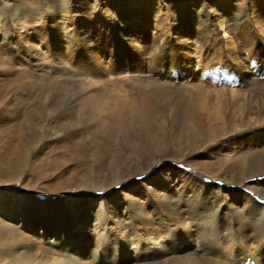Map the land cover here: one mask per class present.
Returning <instances> with one entry per match:
<instances>
[{"label":"rangeland","instance_id":"rangeland-1","mask_svg":"<svg viewBox=\"0 0 264 264\" xmlns=\"http://www.w3.org/2000/svg\"><path fill=\"white\" fill-rule=\"evenodd\" d=\"M218 1L227 0H0V194L18 212L0 213V264H159L153 245H144L146 233L126 231L128 220L141 222L144 214L155 226L165 217L161 212L171 214L175 206L196 227L187 213L194 189L181 184L187 172L209 186L203 199L218 211L221 232L235 219L237 227L248 226L246 244L253 245L255 231L264 230V139L248 143L235 135L237 126L247 129L245 104L258 105L264 75L232 77L236 62L244 68L248 52L264 49L258 44L248 51L244 42L260 33L264 43V0H228L227 10ZM22 10L38 18L15 22ZM207 11L233 25L234 44L217 40ZM237 17L242 27L234 24ZM125 23L132 26L128 33ZM88 27L95 30L81 38ZM227 52L237 56L229 59ZM263 54L255 65L264 63ZM135 55L138 63H128ZM167 62L183 74L155 70ZM221 63L233 67L226 82L211 67ZM222 145L228 150L220 152ZM257 158L259 164L244 168L245 159ZM163 174L172 179L168 188L155 186ZM230 176L239 185L228 183ZM234 191L244 199H235ZM72 204L88 222L83 237L72 228L68 236L58 234L64 225L58 214L72 215ZM112 217L125 224L130 245L115 243L118 232L96 234ZM169 223L179 235V225ZM160 238L168 255L177 253V237L162 231ZM202 239L196 236L187 249L211 258L214 250ZM100 248L101 256L93 252Z\"/></svg>","mask_w":264,"mask_h":264},{"label":"bare ground","instance_id":"bare-ground-1","mask_svg":"<svg viewBox=\"0 0 264 264\" xmlns=\"http://www.w3.org/2000/svg\"><path fill=\"white\" fill-rule=\"evenodd\" d=\"M85 2V0H82ZM220 3V5H223V9L227 10L231 8V4L230 1H218ZM222 7V6H221ZM203 9V8H200ZM206 10V9H205ZM30 10H26L23 11L22 10V14L17 15L12 17V19H14L15 22L19 21L21 18H29V19H37L36 18V14H34L35 12L30 13ZM230 11V10H229ZM222 12V11H221ZM37 13V12H36ZM206 14V12H204ZM50 14V13H49ZM207 14L210 16V23L211 21L215 23L216 28H217V34H218V41H223V42H227V45L230 44H234L236 42V36L234 35V30L235 28L233 27V25L228 24V21L226 22V18H224L222 14H220V12H215L213 14H211L209 11H207ZM51 15V14H50ZM207 16V15H206ZM212 18V20H211ZM33 21V20H32ZM20 22V21H19ZM234 24L237 26L242 27L243 24H241L240 18L237 17V19L234 20ZM126 24V23H125ZM129 26V27H127ZM144 27V25H143ZM143 27H139L138 30H145ZM255 27V25H254ZM179 28H183L182 25L179 26ZM246 28V27H245ZM250 29L254 30L252 26H249ZM257 28V27H256ZM82 29H84L82 27ZM122 29V27H121ZM132 29V26L130 25V23L126 24V27L124 29V32L128 33L130 30ZM95 29L88 27L86 28V33L83 32V34L81 35V38L83 39H87L88 36L91 34H88L89 32H93ZM182 30V29H181ZM120 31V30H119ZM174 32H177L178 29H174ZM187 30H184V33L186 34ZM204 31V30H203ZM255 31V30H254ZM123 32V31H122ZM141 32V31H140ZM146 31H142V33ZM258 32V31H257ZM119 34V33H118ZM184 34V35H185ZM258 34V33H256ZM143 35V34H142ZM145 35V34H144ZM166 35V34H165ZM255 37L253 38V36H249L247 37L244 42L245 45L248 48V51L252 50V46H260L263 45L264 43H262L261 39V35L260 33L258 35H254ZM118 37H122L121 34L116 35L113 39H110V44H114V42L111 43V40L115 41L116 38L118 39ZM264 37V35L262 36ZM127 38V37H126ZM164 37L161 36L160 38V42H167L168 39H164ZM120 39V38H119ZM212 40V39H211ZM151 45H155V42H150ZM157 43V42H156ZM76 44V43H75ZM73 44V45H75ZM166 44V43H165ZM211 44V43H210ZM214 44V43H213ZM257 44V45H256ZM260 44V45H258ZM122 45V44H121ZM225 46V45H224ZM262 46V48H263ZM160 47V46H159ZM232 47V46H231ZM230 47V49H231ZM155 48V46H154ZM228 49V47L226 48V50ZM239 51V50H238ZM262 52H264V49H254L253 52H248L249 53V59L247 60L249 63L246 64V66L243 68L244 64L242 62H236V71H235V75L236 77L234 78V73H233V79L237 80V81H248V79H250V77L252 75H254V71L255 73H260L262 75H264V63H261L259 66L255 65V61L254 59L258 58V53L261 54ZM231 53V52H230ZM121 54V53H120ZM160 56V55H159ZM227 56L229 57V59H233L236 55V53H231L228 54L227 52ZM264 56V54L262 55ZM261 56V57H262ZM226 57V56H225ZM126 60V59H125ZM127 61V60H126ZM129 61V62H128ZM128 63H138V56H134V58H131L130 60H128ZM254 61V62H253ZM152 62V61H151ZM123 63V62H122ZM125 63V62H124ZM123 63V64H124ZM148 63V62H147ZM241 63V65L239 66V64ZM142 64V63H140ZM144 64V63H143ZM234 64V63H233ZM147 65V64H146ZM149 65V64H148ZM147 65V66H148ZM172 64L169 65L168 62L167 63H160L159 66L158 64L155 67V70L161 74V75H165L167 74L169 77H171L170 75H172L173 77L179 75V74H183V72H180L179 69L177 71H174L172 69ZM212 67L213 73L214 75H218L221 77V81L225 80L228 81L230 79V77L228 76V73H232L233 72V67L230 68L227 64H219L216 65V67ZM225 67V69H224ZM179 68V66H178ZM216 68V69H215ZM243 68V69H242ZM180 76V75H179ZM210 76V75H209ZM207 77V76H206ZM186 80V79H185ZM256 80V79H255ZM258 80V79H257ZM250 81V80H249ZM205 82V81H204ZM255 82V81H254ZM257 82H260L257 81ZM211 83V82H210ZM243 83V82H242ZM253 83V82H252ZM256 83V82H255ZM204 84V83H202ZM233 84V83H232ZM241 84V83H240ZM214 85V84H213ZM247 85V84H246ZM210 86V85H209ZM200 87V86H199ZM204 91V90H203ZM220 93V92H219ZM260 94V93H259ZM250 96V95H249ZM255 96V94H254ZM223 97V96H222ZM234 97V96H233ZM257 102L258 105L254 106L252 103V100H247V103L245 104V108L241 117V122L246 123L247 125V129L241 130V128H239L240 126H237L238 128H236V130H238V133L235 135V137H240L239 141H243L245 139L249 140L248 143H252V141H256L259 142L261 140L264 139V123L261 122V116L264 114V92L259 95ZM224 99V98H223ZM222 100V99H221ZM256 100V99H255ZM229 101V100H228ZM232 101V99H231ZM216 102V101H215ZM253 106H252V105ZM222 105V104H221ZM238 106V105H237ZM216 107V106H215ZM223 108V107H222ZM242 108V109H243ZM252 109L254 111H252ZM251 111V113H250ZM221 113V112H220ZM253 114V115H252ZM249 115H251V123H250V119L248 118ZM248 127H250V130H248ZM261 143V142H260ZM240 143H238L239 145ZM264 144V143H263ZM260 145V144H259ZM258 145V146H259ZM264 147V146H263ZM255 149V148H254ZM262 149V147H261ZM228 150V147L225 145H222L219 149V151H225ZM263 151V150H261ZM261 154V152L259 153ZM264 155V154H263ZM261 156V155H260ZM246 160V159H245ZM244 160V168L249 169V166H253L254 164H259V160L257 159H251L249 162H245ZM261 160V159H260ZM163 161V160H162ZM258 161V162H257ZM257 162V163H256ZM159 163V162H158ZM262 166V164H261ZM257 168V167H256ZM255 168V169H256ZM174 169V168H173ZM253 169V168H252ZM258 170V169H257ZM253 172V171H251ZM155 173V172H154ZM264 173V172H261ZM183 174V173H182ZM164 175V174H163ZM161 176L160 178V182L159 183H155V186L157 184H160L161 187L163 188H168L170 186V184L172 183V179H170L169 177ZM247 175V174H246ZM183 178L181 184H183L184 186L186 185L190 190H193V193L191 194V197L189 199H187V201L189 202L188 206V212L190 214V216H193L194 218H196V222H195V226L191 227L189 226V223L183 219L182 216L178 215L176 213V211H178L176 209L175 206H173V212L171 214H168L169 212L165 213V212H161V214L165 217H163L162 220H157L158 225H151L152 220L149 218H146L143 214V220L141 222H139V219L137 220H128V222L130 223L131 221V225L129 224L128 227H126V231L131 230V229H135L136 232L139 233V235L146 233L145 236L148 237L149 240H147L148 242H145L144 245H150L156 249L155 253L160 254V256H156V260H158V262L161 260V263L159 264H264V230L263 228L260 230H256L255 234L253 235V237L251 238L253 241V245H249L248 243L246 244V241L248 239H250L247 236V229L243 226L237 227V221L235 219H230L232 220L228 226V230L224 233L221 232V230L218 228L217 224H216V219L219 220L217 218L218 216V211L214 210L213 207L207 206L206 203V198L205 200L203 199L205 197V194L209 191V186L207 187V185L205 184H201L200 182L197 181V179L193 176V174L191 173H186L184 175L181 176ZM242 178V177H241ZM14 180V179H12ZM237 178L234 177H227V182L228 183H234V184H238L236 182ZM4 181L0 182V184H3ZM175 182V181H174ZM102 184V183H101ZM178 184V183H177ZM258 184V183H257ZM260 184V183H259ZM254 185V184H253ZM95 186V185H94ZM255 186V185H254ZM260 186V185H259ZM253 187V186H252ZM258 187V186H257ZM256 188V187H255ZM154 189V188H153ZM184 191V190H183ZM257 191V190H256ZM262 191V190H261ZM258 192V191H257ZM167 193V192H166ZM233 193V197L235 199H242L244 196L242 195V193L240 191H234ZM259 193V192H258ZM264 191L261 192V194H263ZM151 194L154 195V193L151 191ZM169 195V194H168ZM155 196H161L160 192L159 194H156ZM166 196V195H164ZM172 196V195H171ZM170 196V197H171ZM207 196V195H206ZM168 198V197H167ZM162 201L164 202L163 197L161 196ZM244 199V198H243ZM246 199V198H245ZM18 197H16L15 199V203L19 202L18 201ZM170 200V198H169ZM103 201V200H102ZM172 201V200H171ZM74 203V202H72ZM176 203V202H175ZM248 203V202H247ZM166 205V204H165ZM168 205V204H167ZM17 206V205H16ZM19 206V205H18ZM171 204L168 205V208H170ZM71 209H73L72 211V215L67 216L66 214H64V212L58 214L60 215V220L62 218H64V221H62V223L67 222V218H68V226H60L59 230L61 232H59L58 234L61 235H66L68 236L71 228L72 230H80L81 233H79L80 237H83V233H84V226L86 225L85 223L88 224L87 220H83V218L81 219L80 216L78 215L77 209L75 207H73V204L71 206H69ZM164 207V206H163ZM166 207V206H165ZM12 208L10 210V215H12L13 213L18 215L17 209H14L13 206V202L10 201V199L6 198L4 195L0 194V213H5L8 212L6 211L7 209ZM108 208V207H107ZM178 208V207H177ZM102 210V209H101ZM176 210V211H175ZM71 211V210H70ZM187 211V210H186ZM160 212V211H159ZM183 212V211H182ZM125 213V212H124ZM147 213V212H146ZM68 214V213H67ZM116 214V213H115ZM119 214V213H118ZM157 214V213H156ZM181 214V213H180ZM65 215V216H64ZM187 215V214H185ZM115 216V215H114ZM127 216V215H126ZM129 216V215H128ZM188 216V215H187ZM220 216V215H219ZM227 216V215H226ZM66 217V218H65ZM101 217V216H99ZM115 217H118L117 215ZM192 217V218H193ZM228 217V216H227ZM235 217V216H233ZM93 220L96 219H100V218H96L95 216L93 217ZM162 218V217H161ZM225 218V217H224ZM230 218V217H229ZM108 219V218H107ZM119 219V218H118ZM125 219V218H122ZM187 219V217H186ZM154 220V219H153ZM169 220L172 223H175L179 228V235L174 236V233H171L169 231V228L167 227V224L169 225ZM191 220V219H190ZM194 220V219H193ZM191 220V221H193ZM222 220V219H221ZM229 220V219H228ZM259 220V218H258ZM262 220V219H261ZM260 220V221H261ZM120 221V220H119ZM102 222V221H101ZM126 222V221H125ZM141 223H144V225H142ZM150 223V224H149ZM154 223V222H153ZM194 223V222H193ZM245 224V222H243ZM121 224V222H120ZM116 222L115 218H111V220L109 219V221L107 222L106 220L100 225V230L99 232L97 231L96 234H99L100 237H102L106 232H118V239L115 241V243L118 242H124V244L126 246H128L127 244L130 245V241H129V237L127 232L125 233V224H121ZM192 224V223H191ZM173 225V224H172ZM240 225V224H239ZM115 226V229H113V227ZM221 226V225H220ZM250 227V226H249ZM128 228V230H127ZM172 228V227H170ZM175 228V227H173ZM250 230V229H249ZM90 231V230H89ZM162 231H164L165 233H167V235L169 234L170 236L173 237H177L178 239V250L177 253L168 255L167 252L168 250L163 249V243H162V239L160 238V234L162 233ZM172 231V229H171ZM263 231V232H261ZM130 232V231H128ZM132 232V231H131ZM95 233V232H94ZM93 234V233H92ZM95 234V235H96ZM109 234V233H108ZM112 234V233H111ZM57 235V234H56ZM133 235V234H132ZM222 235H224L228 241V244H225L226 247L222 248L221 246V242H223L222 239ZM105 236H107L105 234ZM137 236V235H136ZM197 237H202L203 241L200 242L201 244L203 243L204 246L206 248H212L214 250L213 256L211 258L207 257V254L205 253H201L200 256L199 255H195L193 253V251L187 249L191 244L194 238ZM134 237V236H132ZM142 237V235H141ZM162 237V236H161ZM251 237V236H250ZM105 238V237H104ZM114 238V237H113ZM144 238V237H143ZM141 238V240L143 239ZM165 238V237H164ZM224 238V237H223ZM75 239V238H74ZM111 239V238H109ZM147 239V238H146ZM77 240V239H76ZM96 240V239H95ZM98 240V239H97ZM145 240V238H144ZM165 240V239H164ZM173 240V238H172ZM102 241V240H99ZM133 241V239H132ZM136 242H141L139 239L135 240ZM198 241V239H197ZM200 241V240H199ZM70 242V241H68ZM79 242V241H78ZM80 242H86L83 240H80ZM104 242V241H103ZM164 242V241H163ZM194 242V241H193ZM99 243L98 245H100V242H96ZM105 243V242H104ZM103 243V244H104ZM109 243V240H108ZM107 243V244H108ZM114 243V242H113ZM106 244V245H107ZM111 244V243H109ZM133 244V243H132ZM138 244V243H137ZM140 244V243H139ZM152 244V245H151ZM97 245V246H98ZM121 245V244H120ZM136 245V243H135ZM90 246V245H89ZM103 246V245H102ZM105 246V245H104ZM118 246V245H117ZM115 246V248L117 247ZM138 246V245H137ZM203 246V247H204ZM96 247V246H95ZM99 247V246H98ZM148 247V246H147ZM150 247V248H151ZM165 247V246H164ZM204 247V248H205ZM102 248V247H101ZM101 248L98 249L97 251L95 249L96 254H99L100 256L103 254L101 253ZM113 248V247H112ZM114 248V249H115ZM136 249V247H134ZM149 248V247H148ZM166 248V247H165ZM224 249L223 252L220 251V249ZM118 249V248H117ZM139 249V247L137 248ZM147 249V248H146ZM140 250V249H139ZM148 250V249H147ZM105 251V250H103ZM124 251V250H123ZM133 251V250H132ZM137 251V250H136ZM142 251V250H141ZM140 251V252H141ZM144 251V249H143ZM130 252V251H129ZM139 252V253H140ZM148 252V251H147ZM164 253V255H162L161 253ZM172 252V251H170ZM203 252V251H202ZM208 252V250H207ZM210 252V251H209ZM142 253V252H141ZM173 253V252H172ZM95 254V253H94ZM131 254V253H130ZM128 254V255H130ZM138 253H136L135 256H137ZM145 254V253H144ZM127 255V256H128ZM147 255V254H146ZM212 255V254H211ZM126 256V257H127ZM97 257V256H96ZM113 257V254L112 256ZM130 257V256H129ZM139 257V256H138ZM137 257V258H138ZM222 257L225 258V260H222ZM115 258V257H114ZM28 259H26L27 261ZM113 260V259H111ZM116 260V259H114ZM136 260V259H135ZM127 261V260H126ZM121 262V261H119ZM114 264V262H112ZM154 263V262H153ZM156 263V262H155ZM132 264V263H131ZM146 264H149L146 262Z\"/></svg>","mask_w":264,"mask_h":264}]
</instances>
